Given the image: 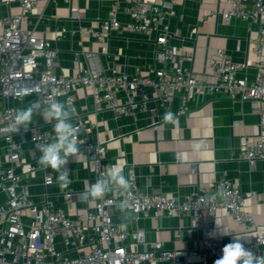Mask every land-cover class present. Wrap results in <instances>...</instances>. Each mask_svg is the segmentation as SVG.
<instances>
[{"label": "built area", "instance_id": "1", "mask_svg": "<svg viewBox=\"0 0 264 264\" xmlns=\"http://www.w3.org/2000/svg\"><path fill=\"white\" fill-rule=\"evenodd\" d=\"M12 1L17 3V11L12 13L9 9L0 19V141L4 143L0 146V192L5 194V201L0 202V264H137L145 261L187 264L195 256H200L203 264H209L208 258H220L225 246L213 232L217 212L222 208L245 229L248 240L244 245L247 248L257 251L264 245V225L257 223L244 207L245 199L255 193L242 192L237 181L226 177L198 192L174 199L163 193L140 190L134 165L128 163L122 170L130 180L131 188L121 198L106 195L103 199H94L92 208L74 216L61 208L52 209L48 202L38 203L32 199L28 183L24 184V181L28 182L34 170L43 168L31 163L23 166V148L14 139L23 131H12L18 111L14 101L36 96L44 104H51L64 96L66 102L72 103V90L77 87L88 89L94 109L106 107L116 116L134 115L151 90L155 113L160 109L163 111L152 124L162 121L167 111L183 115L188 111V102L197 104L207 95L223 93L231 100L250 101L258 114L260 128L264 129V0H229L231 8L222 13L226 20L235 16L247 21L256 34L251 51L258 58L253 65L257 72L252 80L241 75L247 65L234 61L230 53L221 49L207 59L205 66L208 69L194 72L185 67L188 56L169 42L172 36L169 20L177 14L176 6L183 0H111L108 16L98 25L79 23L76 28H68L70 33L94 38L103 44V52L107 51L105 43L112 31L153 34L154 62L145 74L140 69L132 74L104 73L90 52H85L88 63L75 75L57 74L53 68L58 48L39 35L35 27H24L22 23L35 12L40 1L58 5L59 0H0V3L10 8ZM119 12H123L126 19L121 20ZM71 16L79 18L78 13ZM66 31L65 27L57 28L55 38L59 39ZM119 91L124 95L123 101H119ZM176 97L179 102L173 111ZM71 116L75 139L79 142L80 133L88 134L94 123L87 125L81 115L74 112ZM54 136L52 124L46 129L34 127L30 141L39 152L37 145L52 142ZM79 155H84L92 165L89 184L107 176L112 168L105 161L104 146L99 141L86 140L77 157ZM76 158L70 157L68 163ZM237 159L264 162V132L253 144L245 136L240 137ZM43 178L44 185L54 180L44 171ZM64 194L70 200L74 193L68 189ZM122 199L129 200V211L135 220L146 215L158 216L162 212L189 216L193 226L204 234L202 247L169 249L162 241L148 242L141 227L129 230L117 225L113 221L112 207ZM58 235L67 249H80V252L65 255L56 247Z\"/></svg>", "mask_w": 264, "mask_h": 264}, {"label": "crops", "instance_id": "2", "mask_svg": "<svg viewBox=\"0 0 264 264\" xmlns=\"http://www.w3.org/2000/svg\"><path fill=\"white\" fill-rule=\"evenodd\" d=\"M110 4L111 0H59L58 5L51 1H40L35 12L22 25L35 27L39 35L46 37L58 48V57L53 68L57 74L75 75L80 67L88 63L85 52L93 54L104 73L119 71L132 74L140 69L145 74L154 62L153 34L112 31L106 39L107 51L103 52V44L94 38L68 31V28H76L79 23L98 25L108 16ZM230 8L229 0H183L176 6L177 14L169 20L172 33L169 42L188 56L185 62L187 69L194 72L208 69L205 66L207 59L215 56L216 51L221 49L230 53L234 61L245 63L247 67L241 71V75L252 80L257 72L253 65L258 58L251 51L256 34L247 21L235 16L224 19L222 13ZM9 9L12 13L16 12L17 3L12 1L10 8L0 3V19ZM73 13H78L79 18L72 17ZM118 17L121 20L126 19L123 12H119ZM60 27H65L67 31L56 39L55 31ZM72 95L73 112L81 115L87 125L94 123L88 134L80 133V141L77 142L80 149L86 140L103 143L105 161L112 168L122 169L128 163L134 165L140 190L180 199L226 177L237 181L242 192L255 193L245 199L244 207L257 223L264 225V162L257 160L250 163L237 159L240 137L245 136L253 144L260 133L264 132L250 101L231 100L223 93L207 95L197 104L195 101L188 102V111L177 116L176 124H165L162 121L152 124L163 111L160 109L159 113H155L151 90H148L147 99L136 109L134 115L116 116L106 107L94 109L92 97L84 87L74 88ZM118 95L119 101H123V93L119 91ZM36 99V96H26L13 104L20 110ZM58 101L66 100L62 96ZM178 102L176 97L172 105L173 111L176 110ZM41 103L44 104L42 101ZM72 121L71 116V123ZM50 126L40 115H34L27 130L22 128V134L15 135L14 139L23 148V166L30 163L40 166L38 159L41 153L32 146L31 131L34 127L46 129ZM3 144L0 141L1 147ZM66 167L71 180L67 188L59 186L58 174L51 168L34 170L24 184L28 183L29 193L38 203L48 202L52 209L61 208L71 216L85 213L95 204V200L83 202L80 199V194L89 185L92 165L84 155H79ZM43 171L52 175L54 180L51 184L44 185ZM68 189H72L74 193L70 200L64 194ZM107 195L121 198L123 193L113 191ZM4 201L5 194L0 192V202ZM119 203L120 201L112 207L113 221L129 230L137 226L143 228L148 242L159 240L169 249L202 247L204 234L193 226L189 216L162 212L158 216L146 215L135 220L130 211L128 215L119 211ZM218 228L227 230L230 234L218 236ZM213 232L225 245L231 243L235 236L242 237V243L248 240L245 229L235 223L229 212L223 208L217 212ZM56 247L67 256L80 252V249H67L60 235L56 237ZM252 252L264 256V245ZM216 259L218 258L209 257L208 263L214 264ZM137 264L175 263L145 261ZM187 264L203 263L200 256H195Z\"/></svg>", "mask_w": 264, "mask_h": 264}, {"label": "clouds", "instance_id": "3", "mask_svg": "<svg viewBox=\"0 0 264 264\" xmlns=\"http://www.w3.org/2000/svg\"><path fill=\"white\" fill-rule=\"evenodd\" d=\"M73 111L74 103L56 101L51 104H42L38 98L29 102L28 107L18 110L13 121L12 131L16 133L22 128L27 130L33 121L34 115H40L46 123L52 124L55 133L52 142L44 146L37 145L41 153L38 164L42 168H51L57 172V183L61 188H67L71 183L69 169L66 167L69 158H76L80 152V147L75 139V127L71 123ZM162 122L176 124L178 117L173 112L167 111L162 118ZM196 147L198 148L199 145ZM130 188L131 182L124 175L123 170L119 167H113L109 169L107 176L99 177L94 183H90L86 190L80 194V199L83 202L103 199L110 192L127 193ZM118 209L122 214L128 215L129 200L122 199ZM229 234L227 230L218 228V236L222 237ZM241 241L242 237L235 236L231 243L223 247L221 257L216 259L214 264H264V256L254 254Z\"/></svg>", "mask_w": 264, "mask_h": 264}]
</instances>
